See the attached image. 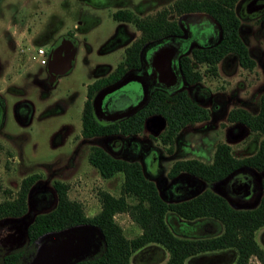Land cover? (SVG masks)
<instances>
[{
	"label": "rangeland",
	"instance_id": "rangeland-1",
	"mask_svg": "<svg viewBox=\"0 0 264 264\" xmlns=\"http://www.w3.org/2000/svg\"><path fill=\"white\" fill-rule=\"evenodd\" d=\"M175 1L0 0V98L4 105L0 124V185L8 190V194L0 192V201L15 196L22 179L35 173L41 176L32 186L31 215L47 211L55 205V199L46 202L42 196H49L56 180L69 185V198L81 202L87 216L99 212L100 190L108 191L115 196L120 194L123 174L117 173L111 178H104L88 161L92 145L109 144V141L105 140L103 143L81 136V110L86 99V85L94 80L91 73L95 63L109 62L114 68L123 58L122 47L112 51H107L103 47V43L117 24L111 16L115 10L129 9L136 16L143 17L165 8L169 9ZM252 1L248 0V4ZM241 4L238 13L242 18L243 15L249 17L248 21L242 19L244 26L241 29L242 35L248 42L253 57L260 58L261 62L256 63L252 69L220 62L217 65L216 75L209 74L204 65L197 66L204 74L197 88L198 98H207V102H203V105L209 107L213 101L225 100L232 94L235 101L229 106L220 107L216 112L213 110L209 120L187 125L176 136L171 152L157 139L165 126L159 129L160 132H156L155 122L158 124L160 119L156 117L154 118L156 120H151L148 128L140 134L142 142L148 141V147L142 145L140 152L146 154L151 149L156 150V156H159V163L163 164L164 171L159 169L158 173L155 172L154 164L150 165L146 160L148 156L143 158L137 153L135 157L128 158L130 160L141 158L143 162L147 161L145 163V168L148 169L147 175L155 180L156 185L158 183L160 194L167 193L166 183L172 184L175 181L167 178L166 175V171L174 161L196 158L209 163L219 142L229 144L235 157H244L254 153L260 141L264 140V135L252 132L243 126H236L235 123L227 120V113L233 107L240 106L257 111L259 97L264 93V28L262 32H254L258 24L254 18L256 15L253 16L249 12L245 14L244 3L242 6ZM187 15L178 16L170 13V17L179 23H182ZM189 21L193 25L192 19ZM201 21L209 23L207 18L202 17ZM247 24L248 27L245 26ZM127 28L137 37L138 32L132 25H127ZM184 29L187 34L185 27ZM190 31H192L191 26ZM67 34H72L78 40L74 67L66 74L54 75L55 87L43 93L38 79L47 80V71L44 65L38 63L35 48L40 46L48 48L50 44ZM130 89H138L140 92L139 82L131 81L122 87V91L125 92H129ZM23 100H29L33 105V113L31 118H28L30 122L20 120L15 114V105ZM184 175L186 174H181L179 177ZM183 180L187 184L189 182L196 185L186 178ZM197 180L198 183L206 184L209 186L206 188L215 192L214 186L221 182L207 183ZM200 186L196 185L194 188L199 190ZM257 196L259 201L264 196V191H258ZM182 197L187 196L180 195V198ZM40 198L45 202L41 203ZM127 200L130 203L134 201L130 197ZM258 201L248 206L243 204H235V206L250 208ZM115 220L122 227L126 237L133 238L141 233V228L128 213H117ZM169 223L174 231L186 235H210L221 229L216 223L206 228L183 222L173 216L169 218ZM262 232L264 228L258 229L255 237L264 249L260 236ZM38 245L36 243L34 247L21 246L30 254L18 264H31ZM150 248L151 250L138 254L132 263L161 264L166 261L168 257L166 251L156 247ZM224 250L231 251L230 260L224 264H232L237 256L236 251L233 248ZM224 250L201 255L216 254ZM192 259L193 257L189 258L187 264ZM248 264L262 263L252 256Z\"/></svg>",
	"mask_w": 264,
	"mask_h": 264
},
{
	"label": "trees",
	"instance_id": "trees-1",
	"mask_svg": "<svg viewBox=\"0 0 264 264\" xmlns=\"http://www.w3.org/2000/svg\"><path fill=\"white\" fill-rule=\"evenodd\" d=\"M237 2L238 0H176L169 9L160 10L153 17L137 18L127 13L126 19L133 21L140 30V38L126 48L124 60L110 77L88 86L87 99L81 113L82 136L93 138L119 134L128 140L130 136L144 131L146 119L162 117L166 125L157 139L171 152L176 136L187 125L209 120L213 113L197 103L185 88L173 92L156 89L135 113L111 123H103L96 118L93 98L102 88L119 82L128 69L139 66V51L145 42L155 40L162 43L168 38L175 41L183 35L181 24L171 18L170 13L178 16L193 12L206 13L221 31L218 44L195 48L189 55L180 56L178 68L187 87L197 90L200 86L204 74L198 69L199 65H204L209 74L216 75L220 62L235 57L243 68L252 69L256 62L240 36L241 21L235 11ZM114 17L120 19L121 12L115 13ZM227 120L264 135V93L259 97L257 111L235 107L228 112ZM142 143L144 147H148V142ZM88 161L104 178H111L117 173L123 174L120 194L115 196L100 190V210L93 216H87L81 202L69 198V185L59 180L54 181L52 192L42 198L46 202L56 199L55 205L35 215L28 227L25 247H34L48 232L90 224L97 227L103 235L100 250L74 264H133L132 260L138 254L154 245L161 246L168 252V258L161 264H187L189 258L228 248H233L237 253L232 264H248L252 256L264 264V249L255 237L256 231L264 228V196L253 208H237L223 195L211 189H205L192 197L180 198V195L186 196L189 189L183 190L170 200L160 195L140 160L118 158L101 146L93 145ZM245 168L264 171V140L260 141L254 154L244 157H235L229 144L219 142L211 162L206 163L196 158L179 159L172 163L167 176L176 180L181 178L179 175L186 174L191 181L195 179L196 183L197 179L216 183ZM40 176L35 173L24 177L15 196L0 201V220L26 215L29 210L28 196L32 195V186ZM1 191L8 194V190L0 185ZM129 197L134 200L132 203L127 200ZM42 198L40 202L44 203ZM122 212L128 213L139 225V235L133 238L125 236L122 227L115 220V215ZM171 216L201 227L216 223L221 229L210 235L179 234L169 223ZM26 252L24 247L4 251L0 254V264H18L30 254Z\"/></svg>",
	"mask_w": 264,
	"mask_h": 264
},
{
	"label": "flooded vegetation",
	"instance_id": "flooded-vegetation-1",
	"mask_svg": "<svg viewBox=\"0 0 264 264\" xmlns=\"http://www.w3.org/2000/svg\"><path fill=\"white\" fill-rule=\"evenodd\" d=\"M243 3H244V5H243ZM240 4H241V6L242 5L244 6L245 14H248V12H249L253 16L256 15L254 18L256 19L258 24L256 26L257 29L254 30V32L255 33H256V31L262 32V29L264 28V0H253L251 2V4H248V0H238V2L236 3V6H235L236 14L240 18V21H241V26L239 29L240 36H241L247 50L249 51L250 56L255 60L256 63H260L261 59L258 57H253V55L251 53V48L248 45V42L246 41L245 37H243V35H242L243 30H241V29H242V27H244L242 24V19L248 21L249 17H248V15H243L244 17L242 18L241 15L238 13V8H239ZM117 12H121L122 17L120 19L114 17V14ZM127 13H130L133 17L145 18V17H153V16H155V14L157 12H155L154 14L145 15L143 17L136 16L129 9H117L112 13L111 16L117 24H116L115 28L113 29L112 34H110L107 37L106 42L103 43V47L106 48L107 51H112L113 49H120L122 47L121 50L123 52V58L119 61V63H116L114 68L111 67V64L109 62H100L99 61V62L95 63V66L92 70L93 73H91V75L94 77V80L92 82L87 83V85H86V99H87V88H88V86L95 81L110 77V75H112L116 71L119 64L124 60L126 48L131 46L135 41H137L140 38V30L137 28V26L134 24L133 21L126 19L125 16L127 15ZM187 14L188 15L183 18V22L180 23L183 28L184 27L186 28L187 34H185L183 31V35L181 37H178L177 40H175V41L173 39L170 41L168 38L165 40L166 42H162V43H157V41H155V40H150L149 42H145L143 44L141 50L139 51V60H140L139 66L136 68L128 69L126 74L122 78H120L119 82L112 84V85H109V86H106V87L102 88V90L95 93L93 101H94L95 97L100 92H102L108 88L114 87L115 85L119 84L125 78H128V77H135L136 80H130L129 82L137 81V82H139V85L141 88L140 92H138V89L137 90L136 89H130L129 92L122 91V87L124 85L119 87V88L114 89L113 91L107 93L104 96V98L101 101L100 110L98 112L95 111L94 104H93L94 114L100 122L111 123V122H118L120 120L128 118L129 116H131L133 113H135L140 107H142L147 102L152 91H154L156 89H165V90L173 92L179 88H182V89L185 88L187 90V92L189 93V95H191V97L197 103L203 105V102H207V98L206 99L198 98V96H197L198 95V91H197L198 89L194 90V88L187 87L183 83V80H182V77L180 75V71L178 68V61L180 60V56L189 55L191 50H193L195 48L211 47V46L218 44L220 42V38H221L220 37L221 31H220L219 27L216 25V23L214 22V20L208 14L200 13V12H193V13H187ZM202 17L207 18L209 20V23L212 26L208 25L209 23H207V22L201 21ZM190 19H192L193 25H191V23L189 21ZM127 25H132L137 30V32H138L137 37L134 36V33H132V34L130 33V31L127 28ZM190 26H191V30L193 32L190 31ZM245 26L248 27V24ZM65 38L70 39L72 41V43L74 45H76V48H78V40L72 34L65 35ZM55 43L56 42H53L52 44H50L48 48L43 47L44 51H45L46 58H47L46 64H44L46 71H47V80H45V78L38 79V82L43 89V93L48 92V90H50L51 88L53 89L56 85L55 78H53L54 75L48 69L49 54H50L51 49L54 47ZM169 46H174V48H175V53H174L173 58H172V64H173L174 70L177 72V82L171 86H167L166 84L159 82L157 70L153 65V57L155 55V52L159 48H162V47L165 48V47H169ZM36 48H38V47H36ZM75 60L76 59H74L72 62V68L74 67ZM221 63H227V64L233 63L235 65L238 64L240 67H242L238 63V60L235 57H233L232 59H230L228 61L223 60ZM245 69H247V68H245ZM46 87L48 89H46ZM232 95H234V94H232ZM232 95L226 97L225 100H221L219 102L213 101L211 106H209V107L206 105H203V106L207 107L211 113H213V110H214V112H216V111L220 110V107L229 106L230 103H233L235 101L234 96H232ZM200 96H202V94ZM84 103H85V101H84ZM84 103H83L82 109L84 107ZM237 107H240V106H237ZM233 108H235V107H233ZM242 108H245V107H242ZM3 109H4L3 101L0 98V124H1V121L3 118ZM245 109H247V108H245ZM32 113H33V105L29 102V100H23L21 102H18L15 105V114L22 121H28V118L29 117L31 118ZM81 113H82V110H81ZM28 122H30V121H28ZM235 125L241 126L238 124H235ZM81 136H82V133H81ZM83 138H85V137H83ZM85 139H89V140L92 139L94 141L99 140V141H103V143L105 140H108L109 144L104 143V144H100L98 146H101L108 153H110L111 155L118 157V158H122V159L133 158V157H135V155L137 153L139 154L140 157L142 155L143 158L145 156H148L149 158L146 160H148L150 165L154 164L155 172L158 173L159 169L164 171L163 164L160 165V163H159V160H160L159 156H156L157 155L156 150L154 151L151 149L152 151H154V153H151L152 152L151 150L150 151L148 150L149 153L146 152V154H145V152L144 153L140 152L141 151L140 148L142 146V144H141L142 140H141L140 134L132 135L129 137L128 140H126L122 135H119V134L113 135V136L93 137V138H85ZM144 142H148V141H144ZM254 153H252V154H254ZM173 154L174 153H172V155ZM252 154H249V155H252ZM140 160H141V158H140ZM141 161H143V160H141ZM145 163H147V161H145ZM165 169H166V167H165ZM168 170L166 171V175H167ZM167 178H168V176H167ZM183 178H186L187 180H191L190 177L184 175L180 179H176L175 180L176 182L174 181L172 184H170V182L166 183L167 185L165 184L166 185L165 187H167L168 189L166 191L167 193L162 192L163 197L174 199L173 196L177 197L180 194V191H183V190L185 191L187 189H189V190H188V193L186 196L192 197V196H194L195 192H197V191L202 192L205 189H208L206 187H209L206 184L201 185L200 183H198V181L196 183V180L193 179L192 180L193 183H196L197 186L201 185L200 186L201 189L198 190L197 188H194V187H196L195 184H189V182L187 184L184 182ZM166 180H168V179H166ZM180 180H183V181H180ZM153 181L155 182V180H153ZM263 183H264V171H258V170L253 169V168H245L243 170H238V171L233 172L225 180L216 184L214 186L215 187L214 189L216 190L217 193H219L220 195H223L229 201V203L231 205L235 206V204H237V205L243 204V205L248 206V205L253 204L256 201H258L257 200L258 199L257 198L258 197L257 192L260 190L262 192L264 191L263 190L264 189ZM155 184H156V182H155ZM157 185H158V183H157ZM167 196H169V197H167ZM260 199H259V201H260ZM55 201H56V199H55ZM259 201L256 204H254L253 206L255 207L259 203ZM235 207H237V206H235ZM251 208H253V207H251ZM0 231H1V228H0ZM260 236H261V241L264 244V232H262ZM4 251L7 252V249L5 246H3L2 243H0V254H2V252H4ZM230 258H231V251L230 250H224L223 252L216 253V254H208L205 256L199 255L197 257H194L189 262V264H224L225 262H228L230 260Z\"/></svg>",
	"mask_w": 264,
	"mask_h": 264
},
{
	"label": "water",
	"instance_id": "water-1",
	"mask_svg": "<svg viewBox=\"0 0 264 264\" xmlns=\"http://www.w3.org/2000/svg\"><path fill=\"white\" fill-rule=\"evenodd\" d=\"M181 28L185 33V29L182 26ZM75 53L76 45L70 39L59 38L49 54V71L53 75L66 74L72 68ZM174 53V46L162 47L155 52L153 57V65L157 70L158 80L167 86L174 85L177 82V72L172 64ZM130 80H136V78H125L114 87L100 92L94 99L95 111L98 112L100 110L101 101L107 93L127 84ZM154 118L156 117L153 116L146 119L145 128H148L151 120H156ZM159 119L160 122L158 124L155 122L156 132L166 125L164 118L159 117ZM199 192H195L194 195ZM30 200L29 195V210L26 215L20 218H4L0 220V243L6 247L7 252L20 248L28 240V227L37 214H30ZM102 241L103 235L101 231L90 224H81L59 231L48 232L38 241L39 245L31 259V264H74L96 254L100 250Z\"/></svg>",
	"mask_w": 264,
	"mask_h": 264
},
{
	"label": "built area",
	"instance_id": "built-area-1",
	"mask_svg": "<svg viewBox=\"0 0 264 264\" xmlns=\"http://www.w3.org/2000/svg\"><path fill=\"white\" fill-rule=\"evenodd\" d=\"M36 56L38 57V63L40 65L46 64L47 58L43 47H38L35 50Z\"/></svg>",
	"mask_w": 264,
	"mask_h": 264
},
{
	"label": "crops",
	"instance_id": "crops-1",
	"mask_svg": "<svg viewBox=\"0 0 264 264\" xmlns=\"http://www.w3.org/2000/svg\"><path fill=\"white\" fill-rule=\"evenodd\" d=\"M140 162L142 163L144 170L147 171V169L145 168V161L143 162V161L140 160ZM158 191H159V190H158ZM159 193H160V192H159ZM160 195L163 196V193H161ZM212 224H214V223L208 224V225H206L205 227H206V228H210V227H212ZM150 247H156V248H159V249L164 250L161 246H158V245H154V246H150ZM150 247H148V249H146V250H144V251L151 250ZM164 251H165V250H164ZM167 253H168V252H167ZM167 258H168V257H167Z\"/></svg>",
	"mask_w": 264,
	"mask_h": 264
}]
</instances>
